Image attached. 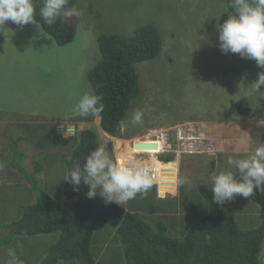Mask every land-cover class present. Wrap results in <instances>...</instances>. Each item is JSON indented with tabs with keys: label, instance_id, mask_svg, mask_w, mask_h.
Masks as SVG:
<instances>
[{
	"label": "rangeland",
	"instance_id": "374dc122",
	"mask_svg": "<svg viewBox=\"0 0 264 264\" xmlns=\"http://www.w3.org/2000/svg\"><path fill=\"white\" fill-rule=\"evenodd\" d=\"M75 3L69 9L75 8L80 15L71 18L76 33L74 40L66 45L58 44L38 22V28L32 23L20 27L11 21L0 26V142L13 131L28 140L18 143V139L11 138L10 142L0 143V158L9 164L4 166L6 169L0 165L1 173L8 170L5 181L0 173V244L3 249H13L17 259L25 264L46 251L43 261L59 241L60 234L16 235L1 240L10 234L5 226L23 214L20 201L33 203L38 197V190L24 184L27 179L16 166L25 167L32 173L31 177L39 180L41 189L59 199L63 184L58 185L67 174L65 157L71 154L74 139L57 137L53 131L56 122L75 121L81 131L94 130L100 145L108 141L106 152L112 158L114 150L139 141L119 142L123 135H144L161 129L165 134L163 143L167 144L161 152L153 153L154 159L161 161L160 155L173 154V161L178 164V180L174 185L161 186L162 194L169 190L164 197L159 196V185L153 184L147 195L137 194L123 206L154 229L160 223L165 225L166 234L174 237L184 234V224L190 225L183 217L188 207L197 204L200 189H211L212 173L235 171L227 164L228 157L242 158L249 154L230 153L246 152L257 142L264 143V89L251 91V83L261 71L246 70L239 75L225 72L232 53L224 54L218 46L216 24L223 23L232 14L226 8V0H76ZM147 24L160 31L162 49L156 58L137 64L140 93L123 119V122L130 121L139 110L143 113V123L136 126L128 123L127 130L116 136L101 128L100 115L85 125L83 117L72 114V108L85 92L94 94L88 72L101 58L100 37L129 36ZM230 87L237 89L232 93ZM238 105L242 115L230 120L232 110ZM247 108L250 109L245 111ZM215 114L225 115V123H229L221 128L238 121L240 128L245 129L234 148H229L224 139L211 135ZM190 115L200 118L202 124H193ZM4 120L10 122L7 124ZM36 145H40L48 158ZM23 146L30 147L26 158H21ZM145 158L143 161L155 164L150 155ZM176 183L175 192L172 189ZM234 207L237 211L240 205ZM248 219L251 223L252 218L248 216ZM259 224L258 217L253 227ZM93 243V254L99 264H127L115 227L98 225ZM260 259L264 264V243ZM4 261L7 263L6 257Z\"/></svg>",
	"mask_w": 264,
	"mask_h": 264
},
{
	"label": "trees",
	"instance_id": "16d2710c",
	"mask_svg": "<svg viewBox=\"0 0 264 264\" xmlns=\"http://www.w3.org/2000/svg\"><path fill=\"white\" fill-rule=\"evenodd\" d=\"M75 2L76 0H69L66 7L75 6ZM33 3L36 8V21L58 44L66 45L74 40L76 32L72 21L61 23L58 19L49 26L39 15L43 0H33ZM226 8L233 15L236 14L231 9L230 0H226ZM99 42L101 58L89 70L88 80L94 94L100 96L101 103L104 104V109L99 114L101 127L108 134L116 136L120 135V123L131 102L140 93L137 64L152 60L160 54L162 36L155 26L147 24L136 28L129 36L103 35ZM227 64L229 68L225 66V72L235 75L246 70L255 73L264 71L254 60L242 58L239 54L232 53ZM230 89L234 93L237 88ZM235 108L230 120L242 115L238 112V108L241 111L240 105ZM226 115L229 117L230 114ZM224 117L225 115L217 117V120L226 122ZM85 118L94 117L90 115ZM225 130L234 140L239 136L240 130ZM8 136L9 139L16 138L10 132ZM71 138L74 139V145L71 154L65 157L67 173L77 164L82 166L85 157L100 146L97 133L90 128ZM16 139L20 143V138ZM260 143L257 142L251 148ZM35 147L48 158L47 153L40 150V145ZM173 158L171 153L160 155V160L164 162H170ZM0 165L4 167L9 164L5 158H0ZM16 167L20 168L19 172L31 183L33 190H38V197L33 203L20 201L23 214L5 226L9 228L10 234H6L1 240H9L16 235L59 232V241L41 264H59L73 260L77 264H95L93 236L101 223L115 227L127 264H263L260 254L264 243V192L254 189L252 197L236 196L230 203L233 206L229 201L221 206L212 202L213 193L210 187L201 188L197 204L188 207L183 217L190 225L183 222L184 234L174 237L166 234L165 225L160 223L154 229L137 213L124 206L105 204L99 195L88 198L87 186L84 185L79 190H74L69 182L62 179L58 186L63 184V194L60 193L57 199L55 195L41 189L39 180L31 177L32 173L25 167L21 164ZM236 204L240 205L237 211L234 209ZM244 208L248 210L243 211ZM256 208L259 209L260 224L253 227L258 218ZM248 216L252 218L251 223Z\"/></svg>",
	"mask_w": 264,
	"mask_h": 264
},
{
	"label": "clouds",
	"instance_id": "9594fccd",
	"mask_svg": "<svg viewBox=\"0 0 264 264\" xmlns=\"http://www.w3.org/2000/svg\"><path fill=\"white\" fill-rule=\"evenodd\" d=\"M230 2L231 9L236 14H230L223 23L216 24L221 52L239 54L242 58L254 60L258 67L264 69V0ZM68 3L69 0H43L39 15L49 26L58 19L61 23L71 22V18L79 17L80 13L75 8H67ZM35 16L33 0H0V26L11 21L20 27L32 23L38 28ZM261 89H264V71H261L258 79L251 83L252 92H259ZM101 99L100 96L85 92L73 106L72 114L80 117L99 116L104 109ZM128 123L133 126L141 125L142 111H135L130 121L120 123L121 133L127 130ZM69 132L68 126L64 136H70ZM243 142L242 140L241 143ZM107 143L108 141H105L93 149L85 157L82 166L77 164L64 176L63 179L69 182L74 190H79L81 185L87 186L88 198H96L99 195L105 204L120 206L136 198L137 194L147 195L153 184L159 185L161 193L160 174L155 164L156 177L153 179L148 167L133 154L129 153L119 160L110 157L106 152ZM130 145L134 146L129 144V147ZM209 155L214 156L215 153L209 152ZM172 162L175 161L161 163ZM227 164L235 171H214L210 177L213 203L222 206L226 201L234 200L236 196L250 198L254 189L264 192V143L257 145L251 153L242 158L229 156ZM177 187L176 183V190ZM167 194L169 191L162 194V197ZM7 255L11 258L9 264H18L13 249H9Z\"/></svg>",
	"mask_w": 264,
	"mask_h": 264
},
{
	"label": "crops",
	"instance_id": "0c3cea01",
	"mask_svg": "<svg viewBox=\"0 0 264 264\" xmlns=\"http://www.w3.org/2000/svg\"><path fill=\"white\" fill-rule=\"evenodd\" d=\"M44 117V116H42ZM99 117V116H97ZM217 117L218 115L215 114V123H212L213 124V127H212V133L211 135L213 137H216V139L218 140H222L224 139L226 142H227V145L229 148H234V145L239 143V136L245 131L244 128H240V125L241 123L236 121V122H230V125L227 127V128H221L220 126L221 125H224V124H229V123H225V122H222V120L219 122L217 120ZM100 119V122H101V117H99ZM190 120H192L193 124H202L200 123V118H193V115H190ZM3 121V120H2ZM85 125H89L91 124V118H85L83 119ZM5 123H9L10 121L8 120H4ZM84 126V125H83ZM225 129L227 130H240L238 132L239 136H237V138L234 140L232 139V137L230 136V133L228 131H226ZM7 131V130H6ZM53 131L55 133V126L53 127ZM162 132L161 129H158L157 131H152V132H147L146 134L144 135H131V136H128V135H123V138L119 140V142H121L122 140L126 139H138L139 141L140 140H143L145 138V140H160L159 139V134ZM10 134L16 138H20V143H27L28 140L25 139L21 133H19L18 131H13V132H10ZM108 134V133H107ZM164 133H161V135L163 136ZM5 141H9V138L4 136V139L1 140L0 143H3ZM161 141V140H160ZM162 143V142H161ZM244 144V143H243ZM243 144L241 146H243ZM30 149V147H28ZM28 148H26V146H23L22 147V155L21 157L23 158H26L27 156H29V153H30V150H28ZM120 148V146H119ZM154 149H145V151H153ZM254 150V148H249L248 150H246V152H232L230 153V155H237V154H246V153H251L252 151ZM132 150L129 149V147H122L120 149H117V150H114L113 151V158L114 159H122V157L126 154V153H131ZM162 161H155V167L157 168V171L159 172L160 174V191H162V187L161 186H171V185H174L173 183L177 182V176L175 175L178 171V165H170V166H163V164L161 163ZM8 170H6L5 172H7ZM5 172L1 173L2 177L4 178L5 176ZM173 174V175H171ZM4 181H5V178H4ZM25 185L29 184V186H32L31 183H29L28 181H25L24 182ZM176 188V184L175 186L173 187L172 191ZM167 190V189H166ZM169 191V190H168ZM176 192V190H175ZM159 196L162 197V194L159 193ZM19 218V217H18ZM10 248H2V246H0V264H9V261L11 260V258L7 255V252ZM46 254V251H44L40 256H38V258H36L34 261L35 263L34 264H40V262L42 261V256H44ZM5 257L7 259V263H4L5 261ZM17 258V257H16ZM98 259H101V258H98ZM18 261V264H25L23 263V261L21 259H17ZM34 261L30 262L29 264L33 263ZM59 264H73L72 261L71 262H60ZM95 264H99L98 260Z\"/></svg>",
	"mask_w": 264,
	"mask_h": 264
},
{
	"label": "built area",
	"instance_id": "2783aa9c",
	"mask_svg": "<svg viewBox=\"0 0 264 264\" xmlns=\"http://www.w3.org/2000/svg\"><path fill=\"white\" fill-rule=\"evenodd\" d=\"M69 126V129H70V132H69V135L70 136H67V138H71V137H74L76 136L81 130L79 128V125L74 122V121H59L56 123L55 125V133L58 137H61L63 138L62 136L64 135V133L61 131V128L63 129H67V127ZM160 140H151V141H154V142H159V143H163L165 141V134H163V136L161 135V137L159 138ZM161 143V149H164L165 146H166V142L162 144ZM130 150H132L131 154H133L137 159H139L140 161L144 162L143 160H145L146 156L151 153V151H145V150H137L133 145H130L129 147ZM153 153H156V152H153ZM129 153H126L124 157H126ZM146 167H148L151 175L153 176V179L156 177V170L154 168V164H145Z\"/></svg>",
	"mask_w": 264,
	"mask_h": 264
},
{
	"label": "water",
	"instance_id": "95a60500",
	"mask_svg": "<svg viewBox=\"0 0 264 264\" xmlns=\"http://www.w3.org/2000/svg\"><path fill=\"white\" fill-rule=\"evenodd\" d=\"M239 109V108H238ZM247 109H250V108H247ZM238 112H241L238 110ZM134 147L136 149H142V150H145V149H158V144L154 141H136L134 142Z\"/></svg>",
	"mask_w": 264,
	"mask_h": 264
},
{
	"label": "bare ground",
	"instance_id": "6f19581e",
	"mask_svg": "<svg viewBox=\"0 0 264 264\" xmlns=\"http://www.w3.org/2000/svg\"><path fill=\"white\" fill-rule=\"evenodd\" d=\"M61 131L64 133L66 130L65 129H63V128H61ZM63 138H67V137H65L64 135L62 136ZM157 144H158V149L156 148V149H154L150 154H148V155H150L151 156V158L154 160V163H155V161H157V160H155L154 158V156H155V154H152L153 152H160L161 151V143H159V142H156ZM144 164H152L151 163V161H148V160H146V161H144L143 162ZM163 164V163H162ZM170 165H178L177 164V162L175 161V162H172V163H167V164H163V166H170ZM156 170H157V168H156ZM178 172V171H177ZM171 175H173V174H171ZM176 176H177V173L175 174ZM174 190H176V188L174 189Z\"/></svg>",
	"mask_w": 264,
	"mask_h": 264
},
{
	"label": "flooded vegetation",
	"instance_id": "af4514ba",
	"mask_svg": "<svg viewBox=\"0 0 264 264\" xmlns=\"http://www.w3.org/2000/svg\"><path fill=\"white\" fill-rule=\"evenodd\" d=\"M239 111H240V109H238ZM245 111H248V109H245ZM222 122H224V121H222Z\"/></svg>",
	"mask_w": 264,
	"mask_h": 264
}]
</instances>
